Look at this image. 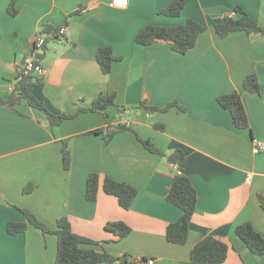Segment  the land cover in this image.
<instances>
[{
	"label": "crops",
	"instance_id": "1",
	"mask_svg": "<svg viewBox=\"0 0 264 264\" xmlns=\"http://www.w3.org/2000/svg\"><path fill=\"white\" fill-rule=\"evenodd\" d=\"M173 0H129L124 8L111 0H0V99L10 98L33 56L43 25L63 27L58 38L36 50L45 74H30L28 93L54 115L74 114L101 94H115L106 115L85 112L59 125L25 100L0 106V264H55L53 234L28 225L10 236L8 222H22L23 209L48 229L66 218L75 234L100 243L114 257L153 259V264H191L190 250L212 236L228 244L222 264H264L236 237L235 228L250 222L264 238V34L233 32L220 38L213 25L241 10L264 28V0H189L178 17L159 15ZM13 3L17 11L10 15ZM79 12V13H76ZM191 19L206 27L192 49L174 52L168 44L141 46L135 36L147 26L172 27ZM45 39V36H41ZM100 47L119 60L109 74L96 62ZM254 74L259 92L243 89ZM236 91L245 108L250 132L234 127L230 113L216 101ZM166 112L147 113L141 102ZM125 124L105 144L108 126ZM166 155L181 151L176 164L145 150L138 138ZM70 154L62 167V146ZM97 173L132 186L131 207H119L101 188L95 202L85 201V183ZM180 173L196 191V209L184 245L167 242L166 227L181 210L166 201L172 178ZM24 189L27 191L24 192ZM107 223H123L130 233L117 239ZM119 264V263H115Z\"/></svg>",
	"mask_w": 264,
	"mask_h": 264
},
{
	"label": "trees",
	"instance_id": "2",
	"mask_svg": "<svg viewBox=\"0 0 264 264\" xmlns=\"http://www.w3.org/2000/svg\"><path fill=\"white\" fill-rule=\"evenodd\" d=\"M189 0H173L168 6L159 10V15L167 17H178ZM10 15L15 16L16 10L13 3L8 7ZM79 13V12H76ZM233 15L223 17L219 22L213 25L214 32L220 38H225L233 32H245L246 34H264V28L258 26L256 22L241 10H234ZM63 27L54 28L50 25H43L38 33V37L45 36L46 40L60 37V30ZM206 30V27L187 19L185 23L172 27L147 26L135 36V42L141 46H149L155 43H165L179 54H185L192 49L197 41L198 36ZM41 55L37 53L36 57ZM119 58L114 56L110 47H100L96 53V62L100 67L102 74L107 75L111 71L112 64ZM31 75L21 76L18 84L7 100L0 99V106L13 107L14 105L25 100L29 106L42 111L50 125H59L64 120L73 119L85 112H97L106 115V110L114 106L115 94L99 95L89 107L78 108L74 114L54 115L50 113L45 106L28 93V87L31 84H38L39 80L32 83ZM243 89L249 93H258V80L254 74L244 78L242 83ZM218 105L230 113L233 125L238 130H247L250 132L248 117L238 92L220 95L216 99ZM172 107L180 111L184 108L176 103H170L163 108H156L141 102L135 108H142L147 113L166 112ZM125 124H116L108 126L103 130H95L93 134H103L104 143L110 142L116 133L129 131ZM138 138V137H137ZM142 147L150 153L159 155L170 164H176L183 158V153L179 150L166 155L154 147L152 143L138 138ZM62 167L68 170L70 166V154L66 145L62 146ZM100 176L97 173H90L85 183V201L95 202L100 188ZM102 191L109 196L116 198L120 208L127 210L131 207L136 198L137 191L127 183L118 182L105 176L101 181ZM27 189H24V192ZM166 201L181 210L180 217L165 229L167 242L174 245H184L186 243L189 231V224L196 209L197 195L188 177L176 173L166 195ZM261 200L263 207L264 201ZM24 220L22 222H8L6 224V233L15 236L24 233L27 226L31 225L40 230L43 235L53 234L57 240V251L55 264H129L131 260L128 256L114 257L101 247L100 243L94 242L88 238L75 234L66 218H60L56 221V229L50 230L29 211L18 209ZM106 231L111 232L117 239H122L130 233V229L123 223H107ZM234 233L254 255H264V238L253 228L250 222L238 225ZM229 246L224 241L208 236L201 238L190 250L191 264H222L227 257ZM134 259V258H132ZM145 261L144 258L141 259Z\"/></svg>",
	"mask_w": 264,
	"mask_h": 264
},
{
	"label": "built area",
	"instance_id": "3",
	"mask_svg": "<svg viewBox=\"0 0 264 264\" xmlns=\"http://www.w3.org/2000/svg\"><path fill=\"white\" fill-rule=\"evenodd\" d=\"M129 0H111L110 6L117 7V8H124L128 5ZM232 13L231 15H233ZM64 32V29L62 28L60 30V34ZM44 43V39L42 37L36 38V42L34 44V51L33 56L30 57L23 66L22 75L27 76L30 74H35L36 76H42L45 74V69L39 64L38 60L36 59V50L42 46ZM256 147L258 149H264V146L262 144H257ZM153 259H147L145 261H142L141 259H131L129 260V264H153Z\"/></svg>",
	"mask_w": 264,
	"mask_h": 264
}]
</instances>
